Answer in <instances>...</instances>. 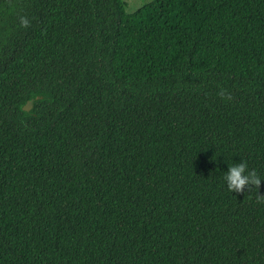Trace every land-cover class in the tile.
<instances>
[{"label": "trees", "instance_id": "trees-1", "mask_svg": "<svg viewBox=\"0 0 264 264\" xmlns=\"http://www.w3.org/2000/svg\"><path fill=\"white\" fill-rule=\"evenodd\" d=\"M241 160L264 177V0H0V264H264Z\"/></svg>", "mask_w": 264, "mask_h": 264}, {"label": "clouds", "instance_id": "clouds-1", "mask_svg": "<svg viewBox=\"0 0 264 264\" xmlns=\"http://www.w3.org/2000/svg\"><path fill=\"white\" fill-rule=\"evenodd\" d=\"M31 25V20L27 16L19 17V26L22 28H28ZM217 95L224 101L228 102L232 100L231 94L225 88H219ZM223 180L227 186V190L230 193L242 192L245 188L259 189L261 182L264 181L256 170L250 169L246 161L241 160L239 163L228 164V169L224 172ZM258 202L264 203V197L258 195Z\"/></svg>", "mask_w": 264, "mask_h": 264}, {"label": "rangeland", "instance_id": "rangeland-1", "mask_svg": "<svg viewBox=\"0 0 264 264\" xmlns=\"http://www.w3.org/2000/svg\"><path fill=\"white\" fill-rule=\"evenodd\" d=\"M126 5V13L133 14L139 11L143 6L152 2V0H122Z\"/></svg>", "mask_w": 264, "mask_h": 264}, {"label": "water", "instance_id": "water-1", "mask_svg": "<svg viewBox=\"0 0 264 264\" xmlns=\"http://www.w3.org/2000/svg\"><path fill=\"white\" fill-rule=\"evenodd\" d=\"M39 99H40V97H37V100H39ZM32 106H33V101H29V102L23 107V109H24V111H30L31 108H32Z\"/></svg>", "mask_w": 264, "mask_h": 264}]
</instances>
